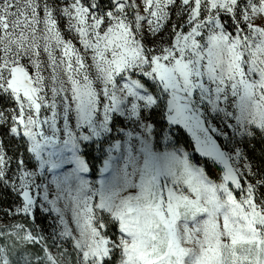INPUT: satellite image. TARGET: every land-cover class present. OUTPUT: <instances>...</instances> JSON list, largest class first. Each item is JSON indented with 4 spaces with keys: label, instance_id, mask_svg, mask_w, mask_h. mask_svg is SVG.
Returning <instances> with one entry per match:
<instances>
[{
    "label": "snow or ice",
    "instance_id": "snow-or-ice-1",
    "mask_svg": "<svg viewBox=\"0 0 264 264\" xmlns=\"http://www.w3.org/2000/svg\"><path fill=\"white\" fill-rule=\"evenodd\" d=\"M61 241L75 264H264V0H0V264H71Z\"/></svg>",
    "mask_w": 264,
    "mask_h": 264
},
{
    "label": "rangeland",
    "instance_id": "rangeland-1",
    "mask_svg": "<svg viewBox=\"0 0 264 264\" xmlns=\"http://www.w3.org/2000/svg\"><path fill=\"white\" fill-rule=\"evenodd\" d=\"M60 26L62 29H64L66 27V23L65 21H61L60 22ZM9 112L12 111V108L9 107L7 109ZM157 120H159V117L156 118ZM182 135H186V137L188 139H190L191 142H189L188 144L183 140ZM240 139V138H237ZM221 144H223L224 142L221 140L219 141ZM259 143L255 144V145H249V149H251L252 147H258ZM26 145L24 144L23 141L21 140H17L14 141L11 145L12 148V152L18 153L19 155L23 156L24 154V149H25ZM108 145H105V148H107ZM175 147L177 148H183L185 151L188 152H192L193 148H194V142L191 139V136L183 129H181L179 132L175 133ZM161 148H163V143L161 144ZM94 155L97 157L96 159H92L91 157H89V162L92 165V172L90 174H88V179L92 180L93 182H98L101 179V172L100 169L103 167V159L106 158L105 156H101V154L99 152H95ZM249 155L252 156L251 151L249 152ZM198 157V154H197ZM198 159H204L202 157H199ZM198 163V160L196 161ZM37 162L33 159L31 161V164L35 165ZM253 166L256 167L258 166L256 164V161L253 157L252 160ZM30 171L35 170L37 172H39L38 167L33 169L31 166L29 168ZM222 166L221 165H215L214 170L209 174V178L212 179L214 182H220L218 177L222 176ZM47 175L49 176V178L51 177V173H47ZM37 182L39 183V180H37ZM18 183V181H17ZM98 186V184H97ZM52 198V197H50ZM47 215V214H46ZM40 222L39 224L37 223V220L35 221V226L34 229L37 233L41 232V229H45V231L42 233L43 235L47 236L51 231L52 228H50V225H54V224H58V220L56 218L55 213H52L50 216H48L47 219H42L39 218ZM24 220L20 219L18 222L23 223ZM45 221V225L41 226V222ZM74 227V225H72ZM30 231V230H29ZM57 231H59V229H57ZM115 231V228H112L109 230V236H111V233ZM114 238V237H113ZM49 244L48 247L51 249L52 253L54 255L58 254V250L56 247L53 246L52 241L48 240ZM60 250H67L68 252V256H67V260L71 262V264H75V253L72 252L71 250V246L67 244L66 241H61V249ZM61 259H64L63 257H61Z\"/></svg>",
    "mask_w": 264,
    "mask_h": 264
},
{
    "label": "trees",
    "instance_id": "trees-1",
    "mask_svg": "<svg viewBox=\"0 0 264 264\" xmlns=\"http://www.w3.org/2000/svg\"><path fill=\"white\" fill-rule=\"evenodd\" d=\"M182 138H183V140L188 144L189 142H191L190 141V139H188L187 137H186V135H182ZM252 156H253V154H252ZM254 159H255V161H256V164L257 165H260L261 164V159H262V156H261V145L259 144L258 145V147H256L255 148V153H254ZM212 172V171H211ZM211 172H209V173H211ZM11 200H12V195L10 194V195H8V197H7V199L4 201V204H3V206L5 207V208H7L8 206H9V204L11 203ZM9 221H5V223H8ZM39 222H40V220L39 219H37V223L39 224ZM23 223L25 224V227L28 229V230H30V231H32L33 229L32 228H34V226H35V222L33 223V221L31 220V219H29L28 221H23ZM41 226H44L45 225V221H42L41 223ZM36 232V231H35ZM48 244H49V241H48ZM20 246L22 247L23 246V242H20ZM30 247V246H29ZM42 255V254H41Z\"/></svg>",
    "mask_w": 264,
    "mask_h": 264
}]
</instances>
